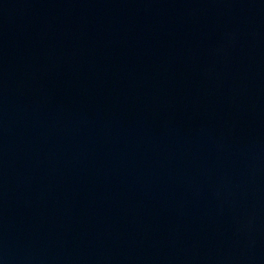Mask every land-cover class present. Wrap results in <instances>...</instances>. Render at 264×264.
<instances>
[{
    "label": "water",
    "instance_id": "water-1",
    "mask_svg": "<svg viewBox=\"0 0 264 264\" xmlns=\"http://www.w3.org/2000/svg\"><path fill=\"white\" fill-rule=\"evenodd\" d=\"M103 1L115 0H0V20L49 9Z\"/></svg>",
    "mask_w": 264,
    "mask_h": 264
}]
</instances>
